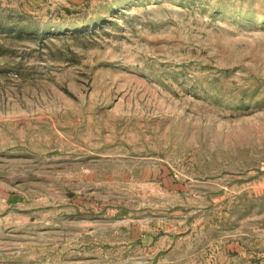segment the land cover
Listing matches in <instances>:
<instances>
[{
	"label": "rangeland",
	"instance_id": "rangeland-1",
	"mask_svg": "<svg viewBox=\"0 0 264 264\" xmlns=\"http://www.w3.org/2000/svg\"><path fill=\"white\" fill-rule=\"evenodd\" d=\"M0 264H264V0H0Z\"/></svg>",
	"mask_w": 264,
	"mask_h": 264
}]
</instances>
